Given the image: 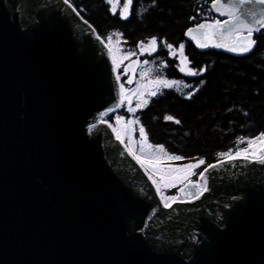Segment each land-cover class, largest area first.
<instances>
[{"label":"water","instance_id":"obj_1","mask_svg":"<svg viewBox=\"0 0 264 264\" xmlns=\"http://www.w3.org/2000/svg\"><path fill=\"white\" fill-rule=\"evenodd\" d=\"M210 9L219 26L191 30L197 45L241 52L240 37L264 26L254 0ZM141 57L122 65L125 86ZM119 106L112 56L72 6L0 0V264H264V163L212 164L176 193L206 191L163 207L98 123Z\"/></svg>","mask_w":264,"mask_h":264},{"label":"trees","instance_id":"obj_2","mask_svg":"<svg viewBox=\"0 0 264 264\" xmlns=\"http://www.w3.org/2000/svg\"><path fill=\"white\" fill-rule=\"evenodd\" d=\"M211 1L131 0L127 18H121L126 0H113L122 11L112 8L109 0H68L104 43L117 39L132 57L143 52L141 61L152 77L177 83L157 89L132 113L121 102L105 123L113 126L114 119L130 120L135 144L143 128L145 146H150L148 152L141 150L144 161L164 165L204 160L187 178L195 182L209 165L249 149L264 134V27L252 34L256 43L249 52L198 46L190 31L214 20ZM149 44L151 51L146 47ZM176 53L190 74L181 70ZM123 64L115 67L116 76L121 87L130 88L123 83ZM250 141L255 143L250 146ZM123 144L132 150L128 136ZM161 147L162 152L158 151ZM132 152L139 162V154ZM168 156L182 159L169 160ZM148 176L160 196L177 195L180 185L163 188L159 175L149 172Z\"/></svg>","mask_w":264,"mask_h":264},{"label":"rangeland","instance_id":"obj_3","mask_svg":"<svg viewBox=\"0 0 264 264\" xmlns=\"http://www.w3.org/2000/svg\"><path fill=\"white\" fill-rule=\"evenodd\" d=\"M114 5H115V7H117V6L119 8L121 7L120 5L117 4V2L111 3L112 8H115ZM120 10L122 11V8H120ZM238 35H240V34H238ZM238 35H236V36H238ZM105 43H106L105 44L106 47L108 48V50L112 56L115 67L118 64H121V63L123 64L127 60L132 58L131 53L124 50L121 47V45L117 39L110 38ZM146 47L148 48V51H151L152 45L149 44ZM233 52H235V51H233ZM139 53L143 54V52H139ZM176 54H177V57H178L177 59L180 63L181 69H183V71L185 73L190 74V70L187 68V64H186L185 60L181 56H179L178 53H176ZM164 81H166L171 86L174 84L177 85V83H173L172 81L152 77L150 75L149 71L146 69V67H144V61H142L141 66L137 71L136 80H135L134 85L130 88H124V87L121 88V101H120V103L121 102L124 103L126 109H128L130 111V113H132L133 111H135V109L142 108L146 104L147 97L152 96L153 93L157 89L165 88L166 87L165 84L162 83ZM131 124H132V122L130 120H128L126 122V121L122 120L121 118L114 119V122H113L114 131H112V132H113V134H115V136L117 138L119 136L118 139L122 140V142L124 141L125 137L128 136L131 149L136 151V153L139 154V156L141 157V160H144V155L141 154L142 153L141 150L144 149L145 152H148L150 149L148 150V148L146 146L145 147L143 146V143H142L143 136L141 135V132L138 134L139 141L136 144L134 143L132 135H131ZM263 146H264V144H262L261 142H257L248 150L247 154L249 156H252V153L255 152L256 149L263 148ZM132 150L129 149V151L127 150V152L134 158V156H133L134 154H133ZM138 163L144 169V171L147 175L149 172L159 175V177L161 179L160 184H161V187H163V188L181 185V183L184 182L185 180H187V178L190 175H188L186 179H178L177 177H183L185 175V173L180 172L178 170L179 169H185L188 165L193 164V163H189V164L174 163V164L159 165L157 162H155L154 164L145 163L144 166H142L140 162H138ZM163 166L165 167V172H162V170H161L162 169L161 167H163ZM192 170H191V172H192ZM154 187H155V185H154ZM201 188H202L201 186H198L197 187L198 191H200ZM158 195H159V193H158ZM159 197H160L161 203L164 205L166 202H168V203L172 202L173 197H175L174 201H180V202L186 201V199L189 198L187 196L185 197V196H178V195L171 196V197H162L159 195Z\"/></svg>","mask_w":264,"mask_h":264},{"label":"snow or ice","instance_id":"obj_4","mask_svg":"<svg viewBox=\"0 0 264 264\" xmlns=\"http://www.w3.org/2000/svg\"><path fill=\"white\" fill-rule=\"evenodd\" d=\"M65 2L67 3L68 0H65ZM112 2H113V0H109V3H112ZM218 2H219V0H217V3ZM251 2H253V0H241V3L242 4H244V3H251ZM254 2L257 3V4L264 5V0H254ZM130 5H131V0H126V3L124 4L125 11L121 13V18H127L126 17V10L130 7ZM114 7H115V5H114ZM233 15H235L234 12H233ZM217 26H219V24H217V25H200V28L201 29H203L205 27L212 28V27H217ZM252 31L253 30L251 28H249L248 29V35L246 37H242L243 44L239 45V50L241 52H249V51L252 50V47L255 45L256 41L251 38L252 37ZM154 43H155V40H153V44ZM198 46H207V45H198ZM216 46L219 47L220 45H216ZM181 47H183V46H181ZM232 50H236V49L233 48ZM181 70L183 71V69H181ZM191 74L192 75H196L197 73L192 72ZM162 83H164L166 87H170L171 86L166 81H164ZM154 94L155 93H153V95ZM166 119H172V117H166ZM176 122L179 123V121H176ZM141 135L142 136L144 135L143 128H141ZM118 138H119V136H118ZM257 139L262 144H264V134H261V136L258 137ZM254 143H255V141H250L249 142L250 146L252 144H254ZM158 151H161L162 152L163 151V148L162 147L159 148ZM247 153H248V149H245L244 152H243V154L242 153H237L235 156H232L231 154H228V159H237V158H240L241 155H243V158L244 159H249V156L247 155ZM252 156H253V158H256L258 160V162L264 163V156H257L256 152H253L252 153ZM168 159L169 160H180V159H182V157H179V156H168ZM139 162L141 163L142 166H144L145 163H149V164H154L155 163V161H153V160H148V161L140 160ZM202 164H204V160H199L196 164L188 165L185 169H179L178 171L185 173V175L183 177H177V178L178 179H186L188 175L193 174L191 172L192 169L197 168V167H199ZM208 167L209 168H214V167H216V165H209ZM204 171L207 172L208 169L206 168ZM200 176H201V178H205L204 177V173H200ZM204 190L205 191L207 190V187L206 186H205ZM172 200L174 201L175 200V197H173ZM170 206H171L170 203H168V202L165 203V207H170Z\"/></svg>","mask_w":264,"mask_h":264},{"label":"built area","instance_id":"obj_5","mask_svg":"<svg viewBox=\"0 0 264 264\" xmlns=\"http://www.w3.org/2000/svg\"><path fill=\"white\" fill-rule=\"evenodd\" d=\"M65 1V0H64ZM67 4H69L68 2H67ZM70 5V4H69ZM71 6V5H70ZM215 20H219V19H221V18H219V17H215L214 18ZM96 33V32H95ZM98 36V35H97ZM100 38V37H99ZM101 41H102V39H101ZM102 43L105 45V43L102 41ZM106 46V45H105ZM118 79V78H117ZM118 83H119V100L121 101V85H120V82H119V79H118ZM110 115V114H109ZM109 115H107V116H105V117H100V118H98V123H105V119L109 116ZM106 124V123H105ZM107 125V127H109L110 128V130L111 131H114V127L113 126H109L108 124H106ZM115 135V134H114ZM118 139V138H117ZM119 140V139H118ZM119 142L123 145V142H122V140H119ZM142 143H143V146L145 147V143H144V140H142ZM124 146V145H123ZM147 147V146H146ZM252 147V146H251ZM250 147V148H251ZM264 147V146H263ZM148 148V150L150 149V147L148 146L147 147ZM249 148V149H250ZM248 149V150H249ZM262 148H260V149H256V154H257V152L259 151V150H261ZM243 152L244 151H242V152H240V153H242L243 154ZM237 154V153H236ZM236 154H234V155H232V156H235ZM248 155V154H247ZM249 156V155H248ZM258 156V155H257ZM241 157H243V155H241ZM249 159H255V158H253V156H249ZM225 160H229L228 159V157L227 158H225L223 161H225ZM143 169V168H142ZM143 171H144V169H143ZM203 189H204V187H202L201 188V190L200 191H198V189L196 190V195H194L193 197H189L188 199H186V201H188V202H190V201H193L194 199L193 198H197L201 193H202V191H203ZM172 202H174V201H172ZM171 203V202H170Z\"/></svg>","mask_w":264,"mask_h":264},{"label":"flooded vegetation","instance_id":"obj_6","mask_svg":"<svg viewBox=\"0 0 264 264\" xmlns=\"http://www.w3.org/2000/svg\"><path fill=\"white\" fill-rule=\"evenodd\" d=\"M207 25H211V23H208ZM207 28L208 27H205V28H203V32H204V37H209V31L207 30ZM240 39H242V37H240ZM136 55V54H135ZM188 182H193V180H187V181H185L184 183H182L179 187H178V189L180 188V187H182L184 184H186V183H188ZM195 182V181H194ZM185 190L187 191V188H185Z\"/></svg>","mask_w":264,"mask_h":264},{"label":"bare ground","instance_id":"obj_7","mask_svg":"<svg viewBox=\"0 0 264 264\" xmlns=\"http://www.w3.org/2000/svg\"><path fill=\"white\" fill-rule=\"evenodd\" d=\"M121 86H122V85H121ZM193 199H196V198H193ZM183 202H185V201H183ZM162 206H163V207H165V205H164V204H162Z\"/></svg>","mask_w":264,"mask_h":264}]
</instances>
